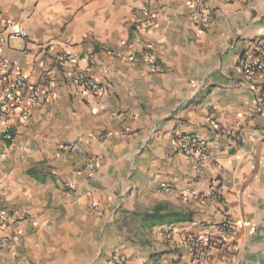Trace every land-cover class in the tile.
I'll use <instances>...</instances> for the list:
<instances>
[{"label": "crops", "instance_id": "obj_1", "mask_svg": "<svg viewBox=\"0 0 264 264\" xmlns=\"http://www.w3.org/2000/svg\"><path fill=\"white\" fill-rule=\"evenodd\" d=\"M142 6L153 23L138 29ZM202 7L198 26L189 0H0V20L27 32L0 39V97L17 71L53 84L0 140V264H193L179 242L225 218L237 233L203 264H264V75L237 66L264 51V0ZM149 44L156 71L127 58ZM78 68L102 93L76 85ZM185 132L206 143L199 164L176 149Z\"/></svg>", "mask_w": 264, "mask_h": 264}, {"label": "built area", "instance_id": "obj_2", "mask_svg": "<svg viewBox=\"0 0 264 264\" xmlns=\"http://www.w3.org/2000/svg\"><path fill=\"white\" fill-rule=\"evenodd\" d=\"M191 6L195 12V19L198 26L206 24V18L203 16V0H189ZM153 23V12L148 6H142L139 10V15L135 16L132 20L134 27L147 28ZM0 39L6 41H13L18 39H24L27 36V32L24 29L16 28L9 23H3L0 20ZM6 30V33H4ZM129 45L126 44V48ZM110 54L119 55V51L113 50ZM127 58L134 64L145 65L150 71L157 70L156 55L151 44L145 45L142 53L134 54L133 52H127ZM62 59L64 61L73 63L74 58L69 54H63ZM6 66V62L2 56H0V69ZM238 68L242 71L246 78H251L254 75H264V51L257 54L254 59L247 58V56H241L237 61ZM75 83L83 91L91 93L93 95H99L102 93V87L100 83L94 79L88 71L84 69H76L74 75ZM53 90V84H31L26 76L21 72H16L13 78L6 79L4 81L3 93L0 97V120L2 124L0 126V140L4 142H11L13 140V133L11 126L7 123L10 111L12 109H18L22 114H26L28 109L36 105L41 94L48 95ZM261 97L264 100V88L260 91ZM177 151L184 154L187 157L194 158L199 164L204 159V155L207 151L206 143L200 137L191 133L179 134L176 138ZM65 148L69 149L70 144L65 145ZM94 159L89 157L86 159L85 168L90 169L93 166ZM6 217L3 213H0V228L5 226ZM237 233L234 223L225 218L217 226V235H186L179 245L185 247L189 252L191 262L193 264H203L209 257L210 253L215 248H221L225 245L228 238L235 236ZM12 237L10 235L0 236V248L2 245L10 243ZM119 257L116 255L113 257V261H118Z\"/></svg>", "mask_w": 264, "mask_h": 264}, {"label": "trees", "instance_id": "obj_3", "mask_svg": "<svg viewBox=\"0 0 264 264\" xmlns=\"http://www.w3.org/2000/svg\"><path fill=\"white\" fill-rule=\"evenodd\" d=\"M161 210L162 208L161 207H154L150 213H145L144 214V218L145 220L147 221V223H149V226H154V225H160L162 224V220H163V217H162V214H161ZM166 216H169L172 219H187V217H180L178 216V214H175V213H168Z\"/></svg>", "mask_w": 264, "mask_h": 264}]
</instances>
